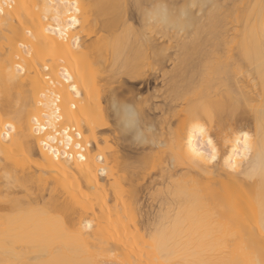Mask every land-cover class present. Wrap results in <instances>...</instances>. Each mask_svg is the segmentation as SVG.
Listing matches in <instances>:
<instances>
[{
  "label": "bare ground",
  "instance_id": "bare-ground-1",
  "mask_svg": "<svg viewBox=\"0 0 264 264\" xmlns=\"http://www.w3.org/2000/svg\"><path fill=\"white\" fill-rule=\"evenodd\" d=\"M159 6L166 18L151 19ZM235 12L241 26L230 38L226 22ZM154 29L165 42L151 37ZM262 63L264 0H0V264L264 261ZM95 71L121 80L102 91L103 101L85 81ZM157 74L164 89L149 96ZM143 92L148 99H137ZM187 94L177 119L173 98ZM124 106L135 114L131 125ZM103 117L112 118L103 129L120 135L116 141L134 139L129 149L144 167L151 159L145 149L168 147L159 152L168 153L156 175L161 182H149L159 186L150 199L164 209L143 211L141 175L125 168L134 153L123 145L116 152L128 156L106 152V138L97 137L102 129L90 124ZM155 121L166 125V139ZM197 123L204 137L194 131ZM209 137L215 163L192 153L207 154ZM179 166L187 171L178 174Z\"/></svg>",
  "mask_w": 264,
  "mask_h": 264
},
{
  "label": "rangeland",
  "instance_id": "rangeland-1",
  "mask_svg": "<svg viewBox=\"0 0 264 264\" xmlns=\"http://www.w3.org/2000/svg\"><path fill=\"white\" fill-rule=\"evenodd\" d=\"M86 3H88V1H87ZM238 3H239V2H238ZM238 5L241 6V4H238ZM238 5H237V6H238ZM235 6H236V5H235ZM239 6H238V8H241V7H239ZM242 6H243V4H242ZM243 7H244V6H243ZM235 8H237V7H235ZM235 13H237V14H235ZM235 13L233 14V16L235 15L234 18L239 14L238 12H235ZM233 16H232V17H233ZM232 17L229 18V22H226L228 28H229V29L231 28V30L229 31L230 33H228L229 36H230V38H231L232 35L235 33V31L240 30V27H239V26H241V22H238V21H237L238 19H236V18H235L234 20H232ZM135 20H136V17H135V19L133 20L134 25H135V26H136V25L139 26V22H137V20H136V21H135ZM231 20H232V21H231ZM235 20H236L239 24H236V23L234 24V22H236ZM134 21H135V22H134ZM227 21H228V20H227ZM136 22H137L138 24H137ZM229 23H230L231 25H230ZM229 25H230V26H229ZM135 26H134V27H135ZM138 26H136L135 28L140 29V27L138 28ZM227 26H226V29L228 30ZM234 27H235V28H234ZM238 28H239V29H238ZM234 29H235V30H234ZM236 29H237V30H236ZM233 30H234V31H233ZM147 31H148V30H147ZM147 31H146V32H147ZM152 31H154V33H153ZM152 31H148L149 34H148V33H147V34H148V35H151V34L153 33L154 35L152 34L151 37H154V38L156 37L155 39H159V38H161L159 34L155 33V32H156L155 29L152 30ZM232 31H233V32H232ZM150 32H151V33H150ZM155 34H157V35H155ZM236 34H237V33H236ZM236 34H234L233 37H234ZM100 35H101V33H100ZM102 35L104 36V35H107V34H105V33L103 34V33H102ZM158 35H159V37H158ZM97 36H98V35H97ZM97 36H96V37H97ZM91 37H92V38H91ZM91 37H90V40L88 41V42H90V43L95 41V37H93V36H91ZM108 37H109V36H107L106 38H108ZM157 37H158V38H157ZM233 37H232V38H233ZM164 39H165V38H164ZM164 39L162 38V39H161L162 41H161L160 39H159V40H160L161 42H165L166 40H164ZM163 40H164V41H163ZM171 44H172L171 42L168 43V45H171ZM228 44H229V45H226V44H225V46H228V48L230 47L229 49H228L227 47H225V46H222L223 49H222V48H221V49H222V51H223V50L226 48L227 51L224 50V52L226 51V53L228 52V53L230 54L231 52H229L228 50L231 51V49L234 48L235 44H234V42H232V44H231V42L228 43ZM224 47H225V48H224ZM222 51H221V52H222ZM229 54H227V55H229ZM106 57L109 58V56H106ZM106 57H104V58L102 57L103 59H100V60H102V61L104 60V61H105V60L107 59ZM99 58H100V57H99ZM99 58H98V59H99ZM70 60H71V59H70ZM107 60H108V59H107ZM79 61H80V60H79ZM107 62H108V61H107ZM107 62H106V63H107ZM168 65H169V64L167 63V66H168ZM167 66H166V67H167ZM101 72H102V71H101ZM101 72H100V71H95V72H93V73H92V72H91V73H87V74L85 75V81H88V82L91 81V82H94V83L96 84L95 86H96L97 89H99V91H100L98 98H100V99H99L100 101H103V99H102L103 97H102V96L105 95V94L102 93V91L104 92V91H106V90H108V89H116V87H118V86H116V85H118V82L121 81V80H118V82H117L116 79H114V81L116 82V84H115L114 81H113V79L111 80V82H110V80H106V77H107V76H105V75H108V73H105V72H102V73H101ZM157 76H158V74H157ZM157 76L155 75V77H156L158 80H156V79L153 80V81H152V84H151V81H150V83H149V85H148V86H149V89H150V90L148 91V93L150 92L149 96L152 94V92H153L155 89H156L157 91H158V88H159V91H160V88H161V90L164 89V88L161 87V85H162V81L159 80V77H160V76H158V77H157ZM160 79H161V77H160ZM112 81H113V82H112ZM154 81H155V83H154ZM156 82H157V85H156ZM125 85H126V84H125ZM128 85H130V84H127L126 86H128ZM154 85H155V86H154ZM126 86H125L124 88H126ZM152 86H153V87H152ZM163 86H164V84H163ZM134 87H135L134 89L137 90L138 87H139V88L142 87V84L138 83V84L134 85ZM156 87H157V88H156ZM154 88H155V89H154ZM103 89H105V90H103ZM134 89H133V91H134ZM145 89H146V88H145ZM152 90H153V91H152ZM168 90H170V89L168 88ZM117 91H118V90H116V92H114V93H118L120 90H119L118 92H117ZM151 91H152V92H151ZM159 91H158V92H159ZM144 92H145V90H144ZM144 92H143L142 94H140V95H137L136 98L139 99V100H140V98H141V99L144 98L143 96L147 95V94L144 93ZM120 93H121V92H119L118 94L120 95ZM159 93H160V92H159ZM168 93H169V92H168ZM161 94H162V93H161ZM125 95H126V99L124 98V97H125V96H124V97H123V100H128V99H127V98H128V97H127L128 94H125ZM134 95H136V94H134ZM156 95L159 96L158 94H155V95H152V97H153V96L157 97ZM171 95H172V94H171ZM138 96H139L140 98H139ZM160 96H161V95H160ZM160 96H159V97H160ZM129 97H130V95H129ZM169 97H172V96L169 95ZM173 97H174V96H173ZM183 97H184V95H183L182 97H180V98L182 99ZM136 98H134L133 101H135ZM177 98H179V97L173 98V100H174V99H176V100H175V102L173 101L174 103L172 104V105L175 106L176 101L178 100L179 103L177 102V104H176L177 106H175V107L173 106L174 109H173V108H172V109L170 108V110L173 111L174 114L177 113V114H176V118L178 117V115H183L182 113H180L179 109H180V110H181V108L185 109V105H186V106L188 105V102H189L188 100H189V98H190V95L187 94V96L184 97V98L182 99V101H181V99H177ZM185 98H186V100H185ZM137 99H136V100H137ZM144 99H146V98H144ZM147 99H148V95H147ZM153 99H155V98H153ZM153 99H149V100H151L150 102H152ZM161 100H162V99H161ZM161 100H160V98H158V99L156 98V100H155L153 103H156V104L159 103V105H160V104L162 103ZM179 100H180V101H179ZM183 100H184L185 102H184ZM160 101H161V103H160ZM187 101H188V102H187ZM150 102H149V103H150ZM180 102H181V103H180ZM183 102H184V103H183ZM149 103H148V104H149ZM182 103H183L184 105H183ZM179 104H180L181 106L178 108V105H179ZM102 105H103V106H102ZM172 105H171V106H172ZM100 106H102V107L104 108V107L106 106V104H105L104 102H101V105H100ZM176 108H178V109H176ZM146 109H147V108H146ZM146 109H145V110H146ZM175 111H176V112H175ZM166 113H168V112H166ZM166 113H165V118L167 119V118H168V117H167L168 114L166 115ZM155 114H156V117H158V116L161 115L159 112L157 113V111H155ZM157 114H158V115H157ZM171 114H172V112H171V113L169 112V118H171L172 116H173V117L175 116V115H171ZM97 116H98V115H97ZM170 116H171V117H170ZM111 119H112L111 117H110V118L103 117L102 119H97V120L93 121V122L90 123V124H91V125H94V127H97L98 129H102V130L98 131L97 137H99V138H106V140H107V144L110 146V148H109L110 151H109V150H105L106 152H110V153H112V151L115 150V153H117V155L119 154V156H120L121 153H122L121 156H123V155L125 156V155H127V153H128V155H129V154L131 153L132 149H133V150L135 149V147H134V146H131V145H130L131 148L129 149V143H130L129 141H131L133 138L128 137L129 140H126V138H127V137H126L125 140L128 141V142L125 141L126 143H123L124 138H123V140H122V139H119V140L116 141V140H115V137H119L120 135H117L116 132H115V133H111V131H112L113 129H112V130L109 129V130H111V131L106 130V129H103V128H104L103 125H104V123L106 122V120H107V122H108V121H110ZM157 119H158V118H157ZM157 119H156V121L159 122V119H158V120H157ZM171 119H172V120H171ZM171 119H169V121H170V122L172 121L171 123H173V122L177 121L178 118H177L176 120H174L175 117H174V118H171ZM104 121H105V122H104ZM156 121H155V122H156ZM94 122H95V123H94ZM155 122H154V123H155ZM157 122L155 123V125L153 124V125H154V129L158 128L157 131L154 130V129H152V132H153V130H154V132L156 131V132L160 135V132L165 131V128H166L165 126H166V125H164V124L161 122L160 126H161V127H163V126L165 127V128L163 127L164 129L161 130V129H160L161 127H159V125H158L159 123H157ZM170 122H169V123H170ZM156 124H157L158 126H157ZM173 124L176 125L175 123H173ZM174 125H171L170 127L172 128V126H173V127L175 128ZM98 129H97V130H98ZM172 129H173V128H172ZM160 130H161V131H160ZM158 131H159V132H158ZM109 132H110V133H109ZM154 132H153V133H154ZM156 132H155V133H156ZM150 133H151V132H150ZM155 133H154V134H155ZM164 133H165V132H164ZM147 134H149V132H147ZM162 134H163V133H162ZM85 135H86V134H85ZM156 135H157V134H156ZM159 135H157V136L159 137ZM160 136L163 137L162 135H160ZM121 137H122V136H121ZM128 138H127V139H128ZM159 138H160V137H159ZM159 138H158V139H159ZM163 138H165V137H163ZM165 139H166V138H165ZM133 140H134V139H133ZM159 140H160V139H159ZM115 141H116V142H115ZM161 141H162V138H161ZM131 143H132V142H131ZM116 144H117V145H116ZM118 145H119V147H121V146L123 145V147L125 148V151H126V149H129L130 152L127 150V151H126L127 153H126L125 151L118 153L119 150L121 151V148L118 150V147H117V149H116L115 146H118ZM126 145H127V148H126ZM165 145H166V144H165ZM103 147H104V145H101V144L99 145V149H100V148H103ZM133 147H134V148H133ZM124 148H122V149H124ZM164 148H165V146H164L162 149H164ZM99 149H98V150H99ZM162 149H160V150L154 149L155 151L153 150L152 152L149 151V152H151V153L147 152L148 149H145V150H146L145 153H147L148 155H146V154L143 155V154H142V155L144 156V158H146V157H145V155H146V156H148V158H151V159H152V160L150 159L149 167H148V166H147V167H146V166L144 167V166H143V163H141V162H143V160H141V162H140V157L138 156L139 154L135 155V153H134L133 151H132V153H134V154H133V155L130 154L129 156L127 155V156H128V159H127V157H126V159H125V160H126V163L128 162L127 164L130 165V166L128 165V166L125 167V168H128V170H129V171H132L134 174L136 173V174H138L139 176L141 175V176H140L141 179L139 178L138 180H140V181H138V182H139V185H140V186H143V185H144V187H142V189H141L143 192H141V195H140L141 197H140V203H139V204H140V206L142 205V207L144 206V207L146 208V209L143 208V211H146V212H147V209H148L149 213H151V210H153V211L155 210V211H154V213H155V212L157 211V209H158L159 206H162V209L165 208V205H163V203H162L157 197L153 196V198L150 199V198H151V195L153 194V193H152V189H157V188H159L158 184H157L158 187L155 186L154 184H155L157 181H158V183L161 182V179L157 177V176H159L157 173H158V169L160 168V162L163 161L164 159H166V158H167V155H166V154H168V153H166V154L164 153V152H167L166 149H168V147L165 148L164 150H162ZM117 150H118V152H116ZM149 150H150V149H149ZM161 151H164V152H162V154H161V153H159V152H161ZM124 152H125V153H124ZM153 152H155V153H153ZM113 153H114V152H113ZM123 153H124V154H123ZM158 154H159V155H158ZM142 155L140 154L141 157H143ZM163 155H166V156H165V158L162 160V158L164 157ZM132 156H134V157L136 156L137 159H136V158L134 159V157H132ZM129 157H131V159H129ZM146 162H147V161H146ZM124 163H125V162H124ZM141 164H142V165H141ZM145 164H146V163H145ZM147 164H148V162H147ZM124 165H125V164H124ZM140 165H141V166H140ZM161 165H164V164L162 163ZM142 166H143V167H142ZM184 167H185V166L175 167L174 170H177L178 174H179V173L181 174V172H182V174H183L184 172L187 171V168H186V167L184 168ZM176 168H177V169H176ZM125 170H127V169H125ZM129 171H127L128 174H129ZM148 174H149V175H148ZM150 174H151V175H150ZM129 175H130V174H129ZM143 175H144V176H143ZM156 175H157V176H156ZM134 176H136V175H134ZM134 176H133V177H134ZM139 176H138V177H139ZM142 177H143V178H142ZM153 177H155V178H153ZM148 178H149V179H148ZM153 179H155V180L157 179L156 182H154V183H149V182H151ZM148 180H149V181H148ZM150 180H151V181H150ZM147 182H148V183H147ZM140 183H141L142 185H141ZM150 184H151V185H150ZM148 185H150V186H148ZM153 185H154L155 187H154ZM127 186H128L127 184H125V183H121V184L119 185V188H120V189L127 190V189H126ZM146 187L149 188L150 190H149V189L146 190ZM156 187H157V188H156ZM128 188H129V187H128ZM151 188H152V189H151ZM150 191H151V192H150ZM143 193H144V194H143ZM147 193H148V194H149V193H150V194L152 193V194H151V195L149 194V195H150V197H149V195H148ZM144 197H145V198H144ZM141 200H142V201H141ZM158 200H159V201H158ZM141 203H142V204H141ZM146 205H147V206H146ZM151 206H152V207H151ZM147 207H149V208H147ZM156 207H157V208H156ZM152 208H153V209H152ZM144 209H145V210H144ZM109 261H110V262L107 263V264H117V263L119 264V262H117L118 260H116V259H114V258H112V259L109 258Z\"/></svg>",
  "mask_w": 264,
  "mask_h": 264
},
{
  "label": "snow or ice",
  "instance_id": "snow-or-ice-1",
  "mask_svg": "<svg viewBox=\"0 0 264 264\" xmlns=\"http://www.w3.org/2000/svg\"><path fill=\"white\" fill-rule=\"evenodd\" d=\"M167 15V10L166 8H164V6H159L156 10V12L152 15L151 19H157L158 17H165L166 18ZM72 23L75 24L76 21L72 20ZM261 77L262 79H264V63H262L261 65ZM124 113L126 116V121L129 125H131L132 123V119H134V113L132 112V110L130 108H128L127 106H124ZM194 131L199 133L200 137H204L206 129L201 126L200 124H194ZM249 137L245 134L243 136V142H244V152L247 153L249 151ZM202 147H207L209 149V151L207 152V154L201 153L196 151L195 149H192V153L194 156L196 157H200L203 156L204 159V163H215L217 162L218 156H217V149L213 143V140L211 137L207 138L204 141V144L202 145ZM236 158L237 160L242 159L243 157L239 154V152L236 153ZM81 159H83V157H81ZM227 165L231 166L233 169L236 168V165L232 162L231 159H229L227 161ZM89 227H91V225H88ZM261 229L262 231H264V210H262V220H261ZM259 264H264V261L259 262Z\"/></svg>",
  "mask_w": 264,
  "mask_h": 264
}]
</instances>
